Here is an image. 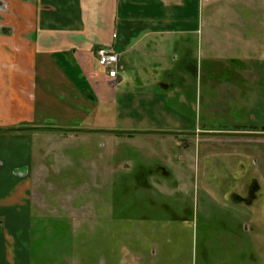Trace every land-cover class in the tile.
<instances>
[{"label": "rangeland", "instance_id": "374dc122", "mask_svg": "<svg viewBox=\"0 0 264 264\" xmlns=\"http://www.w3.org/2000/svg\"><path fill=\"white\" fill-rule=\"evenodd\" d=\"M251 1L186 0L196 31L154 77L168 86L139 106L116 94L98 127L35 130L28 264H264V0Z\"/></svg>", "mask_w": 264, "mask_h": 264}, {"label": "crops", "instance_id": "0c3cea01", "mask_svg": "<svg viewBox=\"0 0 264 264\" xmlns=\"http://www.w3.org/2000/svg\"><path fill=\"white\" fill-rule=\"evenodd\" d=\"M187 5L0 0V264H28L21 241L32 206L29 171L37 130L8 129L46 126L50 113L64 111L74 117L60 128L98 127L105 118L100 107L117 103L116 94L139 106L137 97L154 95L147 86H168L154 77L159 68L169 71L182 35L196 31L185 16ZM99 47L120 56L115 80L98 63Z\"/></svg>", "mask_w": 264, "mask_h": 264}, {"label": "built area", "instance_id": "2783aa9c", "mask_svg": "<svg viewBox=\"0 0 264 264\" xmlns=\"http://www.w3.org/2000/svg\"><path fill=\"white\" fill-rule=\"evenodd\" d=\"M98 63L105 69L110 79L115 80L118 73L120 56L109 47H99L96 49Z\"/></svg>", "mask_w": 264, "mask_h": 264}, {"label": "trees", "instance_id": "16d2710c", "mask_svg": "<svg viewBox=\"0 0 264 264\" xmlns=\"http://www.w3.org/2000/svg\"><path fill=\"white\" fill-rule=\"evenodd\" d=\"M43 128H48V129H50V130H62V128H60V127H51V126H42V127H26V128H22V127H18V128H16V127H13V128H9L8 130H15V129H18V130H22V129H43ZM262 130H264V127H263V129Z\"/></svg>", "mask_w": 264, "mask_h": 264}]
</instances>
